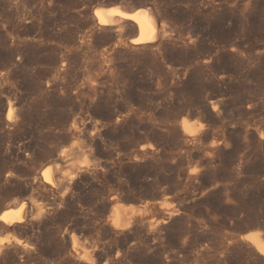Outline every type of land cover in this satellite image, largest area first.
I'll list each match as a JSON object with an SVG mask.
<instances>
[{
  "label": "rangeland",
  "instance_id": "374dc122",
  "mask_svg": "<svg viewBox=\"0 0 264 264\" xmlns=\"http://www.w3.org/2000/svg\"><path fill=\"white\" fill-rule=\"evenodd\" d=\"M23 199L0 264H264V0H0V213Z\"/></svg>",
  "mask_w": 264,
  "mask_h": 264
},
{
  "label": "bare ground",
  "instance_id": "6f19581e",
  "mask_svg": "<svg viewBox=\"0 0 264 264\" xmlns=\"http://www.w3.org/2000/svg\"><path fill=\"white\" fill-rule=\"evenodd\" d=\"M151 7H148V5L145 7L142 6V8H139V10L135 12H128V11H125L123 9V6H120V4L114 5L113 3H109V4L103 3L100 6H97V8H95L94 10H95V15H96L97 22L99 25H103V26L104 25L106 26L107 25L108 26L120 25L122 21H127V20L134 22L139 29V34L131 36L129 42L135 45L144 46V44H148V43L152 44V42L154 41L156 42L158 39L163 38L166 35L171 36L172 33H174L173 27L169 25L167 21L164 20V18H162V22L159 23L156 13ZM182 125L185 127L186 132L189 135L198 134L197 133L198 130L194 128L193 126H191L190 122L187 119L185 118L182 119ZM85 164L86 163L84 162V165ZM53 167L48 166L45 169H43L42 175H43L44 180L48 184L59 186L60 188L63 178L59 174V170H60L59 168H62V167H59L58 169H55ZM34 205L35 204L33 203L31 204L28 203V201L26 202L24 199L23 201L19 203H15L14 205L10 204L8 208L6 207L7 208L6 210L0 213V219L3 220L8 225L22 222L26 220L29 216L35 213L36 207ZM127 207L128 208L125 210L126 212L123 217L119 216L121 207L119 205L115 207V213H114L115 220H116L115 223L118 227H126L130 223V218H131L130 214L136 211L135 207H132V205L127 206ZM263 237H264L263 234H261L259 231L253 230L247 235L246 239L251 241L254 244L257 251H259L261 254H264V238ZM4 242H5V239H0V247Z\"/></svg>",
  "mask_w": 264,
  "mask_h": 264
},
{
  "label": "water",
  "instance_id": "95a60500",
  "mask_svg": "<svg viewBox=\"0 0 264 264\" xmlns=\"http://www.w3.org/2000/svg\"><path fill=\"white\" fill-rule=\"evenodd\" d=\"M139 8H142V7H139ZM139 8H124L123 7V9L125 10V11H128V12H135V11H137V10H139ZM156 16H157V18H158V21H159V23L160 22H162V17L161 16H159L158 14H156ZM132 34L133 35H138L139 34V29H138V27H137V25L134 23V28H133V30H132Z\"/></svg>",
  "mask_w": 264,
  "mask_h": 264
}]
</instances>
